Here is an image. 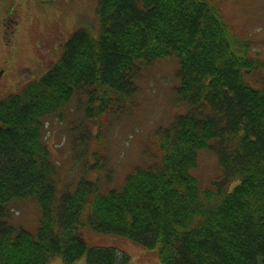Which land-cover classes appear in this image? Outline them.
Wrapping results in <instances>:
<instances>
[{
    "label": "trees",
    "instance_id": "trees-1",
    "mask_svg": "<svg viewBox=\"0 0 264 264\" xmlns=\"http://www.w3.org/2000/svg\"><path fill=\"white\" fill-rule=\"evenodd\" d=\"M96 14L97 35L76 29L41 76L0 99V264H127L85 231L129 239L161 264H264V59L252 39L234 33L217 0H97ZM171 56L186 110L154 128L143 160L109 187L103 127ZM73 98L83 172L57 196L45 128L53 116L71 120ZM207 149L217 169L204 179L194 170ZM23 198L40 206L34 231L8 221Z\"/></svg>",
    "mask_w": 264,
    "mask_h": 264
},
{
    "label": "rangeland",
    "instance_id": "rangeland-1",
    "mask_svg": "<svg viewBox=\"0 0 264 264\" xmlns=\"http://www.w3.org/2000/svg\"><path fill=\"white\" fill-rule=\"evenodd\" d=\"M96 2L0 0V99L16 92L25 82L41 76L58 58L64 42L76 29L84 28L97 35ZM217 3L234 33L252 38L254 49L264 59V0H217ZM176 64V56H171L151 66L139 82L134 107L104 125L100 153L106 154L107 167L111 169L109 187L121 186L126 174L143 160V148L150 142L154 128L170 123L186 110V105L177 104L174 93ZM76 99L69 104L71 120L65 117L60 121L53 116L45 128L50 155L57 164V196L83 172L74 157L72 144L71 121L76 123L82 119V110L77 109ZM88 158L93 160V156ZM145 159L149 161L150 157ZM198 162L194 172L201 178L215 174L216 156L211 150H202ZM94 174L90 172V176ZM8 216L11 224L34 231L40 206L34 198L12 201ZM84 236L90 245H112L123 250L129 255L127 264H161L154 251L129 239L89 231H85ZM47 264L66 263L59 256H53ZM70 264L87 262L82 256Z\"/></svg>",
    "mask_w": 264,
    "mask_h": 264
}]
</instances>
